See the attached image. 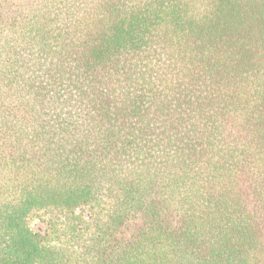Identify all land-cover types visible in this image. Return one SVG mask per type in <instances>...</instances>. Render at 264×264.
Returning a JSON list of instances; mask_svg holds the SVG:
<instances>
[{
  "label": "trees",
  "instance_id": "1",
  "mask_svg": "<svg viewBox=\"0 0 264 264\" xmlns=\"http://www.w3.org/2000/svg\"><path fill=\"white\" fill-rule=\"evenodd\" d=\"M0 264H264V0H0Z\"/></svg>",
  "mask_w": 264,
  "mask_h": 264
},
{
  "label": "rangeland",
  "instance_id": "2",
  "mask_svg": "<svg viewBox=\"0 0 264 264\" xmlns=\"http://www.w3.org/2000/svg\"><path fill=\"white\" fill-rule=\"evenodd\" d=\"M83 218H87L86 213L82 214ZM63 215L55 216L54 213L46 212V211H35L28 217V226L30 229L36 233H40L43 236L45 235L47 239L50 240L51 244L57 243V237L59 233V227L61 223L64 222ZM56 225V227L54 226ZM53 225V227H52ZM56 232V233H53ZM49 238H48V236Z\"/></svg>",
  "mask_w": 264,
  "mask_h": 264
}]
</instances>
